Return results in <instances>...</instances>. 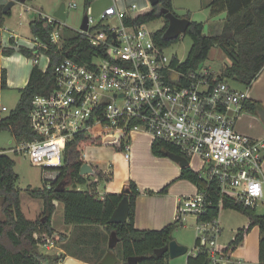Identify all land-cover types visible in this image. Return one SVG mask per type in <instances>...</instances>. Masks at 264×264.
I'll return each mask as SVG.
<instances>
[{"label":"built area","instance_id":"obj_1","mask_svg":"<svg viewBox=\"0 0 264 264\" xmlns=\"http://www.w3.org/2000/svg\"><path fill=\"white\" fill-rule=\"evenodd\" d=\"M137 10L136 3L125 9L115 4L106 8L101 19H115L116 25L95 24L88 15V29L78 31L98 50L86 62L65 57L55 66L53 94H36L32 100L29 124L36 137L13 150L24 151L35 166L56 171L51 183L57 180L55 168L63 164L67 143L76 135H101L128 160L132 136L144 132L175 146L189 160L198 156L202 175L208 183L217 180L222 193L245 206H264V139H253L236 128L247 91L216 80L220 71L205 65L184 70V61L165 52L148 23L126 22L143 14ZM38 16L56 23L51 38L60 44L64 21L44 13ZM38 47L47 48L42 43ZM4 110L6 106L1 107L0 118ZM210 203L207 190L182 197L176 219L195 215L194 255L207 251L211 264H226L229 257L219 252V216L201 218ZM36 237L46 246L54 245V237L47 233Z\"/></svg>","mask_w":264,"mask_h":264},{"label":"trees","instance_id":"obj_2","mask_svg":"<svg viewBox=\"0 0 264 264\" xmlns=\"http://www.w3.org/2000/svg\"><path fill=\"white\" fill-rule=\"evenodd\" d=\"M209 7L213 15L223 11L227 13L221 29L214 34H205L204 23L191 20L190 14L183 16L191 20L185 35L191 37L192 46L182 63V68L191 70L201 67L212 48L217 45L232 60L230 65L222 67L220 71L222 79H232L248 88L264 69V0H212ZM3 8L4 6H0V23L5 15L11 14V9L4 12ZM161 8H167L176 14L172 0H159V3L150 10L138 15L135 20L128 18L126 22L148 23L163 17L165 23L154 33V39L161 47L167 48L181 36L174 40L163 38L169 20L161 13ZM101 27L102 25L96 26L98 29ZM30 28L33 36L47 48L38 47L36 53L35 49L23 45L19 47V51L30 57L45 54L49 57V64L46 70H41L38 64L34 65L27 85L19 88L20 96L16 106L8 115L0 118V133L9 130L18 141H30L36 137L29 124L32 100L36 94H53L55 66L65 57L86 62L98 50L83 33L67 26L61 33V43H55L51 34L56 28V23H49L39 16L30 21ZM11 42L14 44L13 39ZM14 51L13 47H3L0 43V53L11 55ZM174 62H177V59ZM6 77V70H2L0 89L7 87ZM260 107L259 101H250L246 106L247 110L253 112ZM102 144L104 141L101 135H76L67 143L63 164L55 168L58 171L57 180L45 182L38 188L31 186L26 188L32 197L43 200L44 215L35 220L27 218L22 209V188L18 186L19 175L14 169L15 159L6 154L5 149L0 148V197L5 216L4 219H0V264H59L63 260L65 255L57 254L53 257L42 253L40 251L42 240L36 237L38 233L54 236L56 230L53 226V215L56 211V201L64 203L66 224L94 228L85 231L95 235L96 240L93 242L89 240L91 254L88 258L81 257L84 260L97 264L109 250L108 240L111 232L116 231L119 242L114 250L123 260V264H129L127 259L130 256L139 255H144V258L136 264H169V253L158 255L155 249L166 246L174 239L173 232L181 221L176 219L161 229L136 228L134 224L136 200L141 191L136 182L130 179L124 185L130 190L127 194L130 204L128 220L125 223H110L112 213L125 194L105 193L102 197L97 188L98 182L110 180L112 175H106L98 167H93V173H81L82 166L87 163L84 150L88 146ZM151 150L159 157H168L171 152L180 153L178 148L160 139L153 140ZM94 177H97L98 181H94ZM179 178L193 182L198 191L207 190L211 203L201 217L203 220L219 216L225 209H232L247 216L248 223L237 229L230 242L220 243V254L230 257L237 248L245 244L249 232L258 225L262 233L260 264H264V213L260 214L256 207L245 206L234 197L222 193L217 180L208 183L202 172L193 170L190 165L181 168ZM62 180L67 185L64 190L57 191V188L62 187L59 186ZM170 184L158 191L147 189L146 192L156 195L167 194ZM79 186H85V189H78ZM58 235L60 240H64L62 233ZM187 264H211V261L207 251H200L195 255L190 254Z\"/></svg>","mask_w":264,"mask_h":264},{"label":"rangeland","instance_id":"obj_3","mask_svg":"<svg viewBox=\"0 0 264 264\" xmlns=\"http://www.w3.org/2000/svg\"><path fill=\"white\" fill-rule=\"evenodd\" d=\"M126 1V0H125ZM137 2L138 10L148 11L150 10V5L148 0L145 1L144 5L139 2V0H127V3ZM173 8L176 14L179 17H183L189 10H191L190 16L191 20L200 21L207 19V11H204L203 6L208 2V0H174ZM66 4V19L64 24L67 25L70 29L80 30L81 24L83 22L85 15H91L93 22L95 24L102 23L113 25L118 24L114 19L112 20H102L101 14L103 9L108 5V3L113 4V0H100V2L92 5V11L87 12L85 7L84 0H33L27 1L26 4L17 2L16 5L11 9V14L5 15L2 22L0 23V42L3 45L10 44V37L12 34L18 35L19 41H29L33 39V34L30 28V21L33 20L37 15L34 12H29L28 7H39L42 8L44 14L53 15V13L60 7L62 3ZM122 1H119V3ZM71 4H76V6H71ZM152 7V6H151ZM25 16V18H24ZM216 20V21H214ZM164 18H157L153 21L148 22V27L152 31H157L161 29L164 25ZM204 33L207 35L214 34L221 26V21L218 17L212 18L208 17V21L205 22ZM217 29V30H216ZM192 46V39L189 35L181 34V37L178 41L174 42L166 48V53L171 57H177L180 61H185L188 53ZM20 53L16 52L14 55H19ZM22 60L19 61L17 58L4 59L3 54L0 53V75L2 68H6L7 72L16 76V81L14 84H19V81L23 82V77L28 74L30 68V56L21 54ZM26 61L28 64H26ZM232 60L227 56L220 46L215 45L210 51L209 57L204 62V65L209 67L215 72L222 70V67L230 65ZM49 64V63H48ZM46 59L43 57L41 59L40 67H48ZM47 69V68H46ZM45 69V70H46ZM225 81L228 82L231 86L236 89H243V85L233 81L232 79L225 78ZM21 84V83H20ZM21 86H7L3 89H0V109L2 106L7 107V111L4 110L1 112V117H4L9 114V112L16 106L20 92L19 88ZM22 141H17L11 131L6 130L0 133V148L5 149V153L10 157L15 159V171L19 175L18 186L22 188L21 192V204L22 209L27 218L35 220L41 218L44 215V204L43 200L39 198L32 197L28 191L27 187L31 186L33 188L41 187L45 182H49V179L53 178L56 175V171H51L41 166H35L31 164L28 157L25 156L24 151H14L17 147L21 146ZM117 152L119 155H122L116 147L109 143H104L100 146L88 147L84 150V154H87L91 157H100L106 159L108 162H115L117 168L124 169L125 163L118 158L110 157V154ZM100 169V168H99ZM51 172V173H50ZM107 175V173H105ZM103 185V180L100 181ZM114 185V183H113ZM56 211L53 215V226L56 230L55 233H62L63 235L68 234L67 228H71V225H68L64 222V203L56 201ZM258 213H264V206L258 205L256 208ZM222 221L223 224L226 222L234 221V224H239L238 226H243L247 222V216L232 210L225 209L222 210ZM5 216L2 211V198L0 197V219H4ZM197 223L196 216L193 214H187L182 216L180 225L174 230L173 236L174 239L180 242L181 244L188 247V254H194L196 252L195 240L197 237ZM91 227L82 226V232L78 228H74L72 231V236L69 238L67 244H61L60 241H55L52 246L51 243H47V246L43 243L40 244V251L44 254H49L55 257L57 254L64 255L61 252L59 246H63L65 251L68 253L77 254L80 257L88 258L91 254L90 252V241L96 240V236L92 234L85 233V231L90 230ZM94 228H91L93 230ZM82 233L81 235H79ZM232 231L228 228H225L223 235L221 234L219 238L220 242H228L231 240ZM234 237V236H233ZM232 237V238H233ZM88 247V248H87ZM90 247V248H89ZM188 254L178 256L176 258H170L169 264H182L183 259L187 257Z\"/></svg>","mask_w":264,"mask_h":264},{"label":"crops","instance_id":"obj_4","mask_svg":"<svg viewBox=\"0 0 264 264\" xmlns=\"http://www.w3.org/2000/svg\"><path fill=\"white\" fill-rule=\"evenodd\" d=\"M10 0H0V6H5ZM26 0L24 2L15 1L14 6L17 2H21L26 4ZM33 1V0H30ZM119 1H122V3ZM144 5L145 1L139 0V2ZM173 3L175 2L172 0ZM212 0H208V2L203 6L204 11H207V19L200 20L199 22L204 23V30H205V22L208 21V17L210 14L211 19L218 17L221 21V26L218 30L221 29L222 23L225 20L227 15L226 11L220 12L219 14L213 15L211 13V8L209 4ZM100 2V0H84L85 7L87 12L90 13L92 11V5L95 3ZM136 3L135 1L131 3H127V0H113V4H115L118 8L125 9L128 5ZM108 3V5L103 9V11L108 8L109 6L113 5ZM148 4L150 5V1L148 0ZM13 6V7H14ZM138 6V5H137ZM13 7L11 9H13ZM150 5V9H151ZM29 12H34L37 15L40 13H44L42 8L39 7H28ZM142 11V12H140ZM147 11L137 10V13H144ZM191 10H189V13ZM47 15V14H46ZM88 15V14H87ZM51 16V15H50ZM54 16V15H53ZM25 18V16H24ZM216 21V20H214ZM67 26V25H65ZM68 27V26H67ZM217 30V29H216ZM217 30V31H218ZM11 39L14 40V44H12ZM10 44L3 45V47H13L14 52L11 55H6L5 53H1L4 59H11L17 58L19 61L22 60V53L19 51L20 46H27L31 49H35L37 53L36 47L40 45V42L33 36V39L29 41H19L18 35L12 34L10 37ZM20 53L16 55L15 53ZM45 58L47 64L49 63V57L45 54L38 55L37 57L34 55L30 60V68L28 70V74L23 77V82L19 81V84H14L16 81V76L12 75L7 72L6 68H2V70H6V82L7 86H21L25 87L29 81L31 71L35 64H38L41 70H45L47 67H40L41 59ZM26 64L28 62L26 61ZM1 70V75H2ZM0 75V79H1ZM21 83V84H20ZM240 91H247L248 98L245 102L244 110L237 118L236 128L243 134L249 135L253 139H264V120L260 116L258 110L255 112L247 110L246 106L249 102L259 101L261 104L260 108L264 109V69L258 76V78L252 83V85L248 88L243 86V89H237ZM7 111V110H6ZM16 139V138H15ZM154 138L144 132H137L132 136L131 139V149H130V158L127 160L124 157V154L119 155L117 152H113L110 154V157L118 158L119 160L125 163L124 169L117 168L115 162H108L106 159L100 157H89L87 154L85 155L86 161L92 165L93 167L100 168L104 173L111 174L112 177L110 180H103L104 184L102 185L101 182H98V191L100 194L105 193H119L122 192L124 185L132 179L138 185L141 193L138 195L136 200V213H135V227L138 229H161L169 223H172L177 218L178 213V205L180 198L192 195L198 191L197 186L188 179H180L179 175L181 173V166L170 159L169 157H159L155 156L152 153L151 146ZM18 141V140H17ZM92 147V146H88ZM87 147V148H88ZM115 147V146H114ZM120 153L122 150L118 149ZM191 168L197 172H202L203 164L202 160L198 156H194L190 159ZM261 170L262 174L264 175V155L262 157L261 162ZM114 183V185H113ZM170 184V188L167 194H149L146 192L147 189H151L154 191H158L167 184ZM78 189H85V186H79ZM57 206V205H56ZM261 214V213H260ZM222 211L219 215L220 224L222 227V235L225 231V228H228L232 231L231 239L235 235L237 229L245 226L248 223L245 222L243 226H238L239 224H234V221L226 222L223 224L222 221ZM71 228H67L68 234L64 235V240H57L60 241L61 244H67L70 237L72 236V231L74 228H78L83 231L81 227H75L71 225ZM80 233L79 235H81ZM261 230L259 226H254L252 230L249 232L246 242L242 247L237 248L232 255L229 257V261L226 264H260V238H261ZM230 242V241H229ZM180 243V242H179ZM226 244V242H220ZM61 252L64 253V258L59 264H93L92 261H86L81 257H78L77 254L68 253L65 251L63 246H59ZM183 259L182 264H187L188 256Z\"/></svg>","mask_w":264,"mask_h":264},{"label":"water","instance_id":"obj_5","mask_svg":"<svg viewBox=\"0 0 264 264\" xmlns=\"http://www.w3.org/2000/svg\"><path fill=\"white\" fill-rule=\"evenodd\" d=\"M16 0H10L3 8L4 12H7L10 10ZM24 2L26 0H17ZM150 5L153 7L159 3V0H149ZM161 13L165 15V17L169 20V24L167 29L165 30L163 34V38L165 40H174L177 39L181 34H185L187 32V29L190 25L191 20L188 19L187 17H179L172 11H170L167 8H161ZM53 15L58 18L59 20L65 21L66 19V4L63 2L60 7L53 13ZM88 22H89V16L85 15L83 22L81 24V29L82 30H87L88 29ZM216 80H222V76L219 74L216 78ZM258 112L260 116L264 120V109L259 108ZM168 157L172 159L173 161L177 162L181 167L188 166L190 164V160L186 158L185 156L171 152L168 154ZM81 173L82 174H90L93 173V166L90 165L88 162L85 163L82 168H81ZM67 183L62 180L59 183V186H62L61 189L57 188V191L59 190H64L66 187ZM129 188L124 187L122 189V193L125 194V196L122 198V200L119 202L117 207L115 208L114 212L112 213L109 222L110 223H125L128 220L129 212H130V204H129V198L127 194L129 193ZM54 240H59L60 236L55 233L54 234ZM119 242V237L116 233V231H112L109 240H108V247L109 250L105 253L103 258L97 263V264H123V260H121L116 251L114 250L115 247L117 246ZM168 252L170 258H176L178 256L188 254V247L179 243L177 240L173 239L168 243L166 246L162 248H157L155 249V253L158 255H162L164 253ZM144 255H139V256H130L127 259V262L129 264H136L139 260L143 259Z\"/></svg>","mask_w":264,"mask_h":264}]
</instances>
